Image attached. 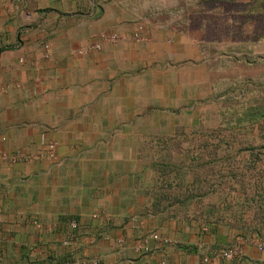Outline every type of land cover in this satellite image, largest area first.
Wrapping results in <instances>:
<instances>
[{
    "label": "crops",
    "instance_id": "obj_1",
    "mask_svg": "<svg viewBox=\"0 0 264 264\" xmlns=\"http://www.w3.org/2000/svg\"><path fill=\"white\" fill-rule=\"evenodd\" d=\"M180 3L0 0V264L80 257L101 264H264L256 242L242 243L234 259L213 258L232 246L220 225L168 218L148 205L142 145L212 116L218 55L264 45L232 28L235 13L216 21L225 22L224 33L213 14L188 15L190 3ZM108 34L117 39L80 52ZM51 141L53 160L1 158L4 151L40 153ZM142 240L148 250L140 249Z\"/></svg>",
    "mask_w": 264,
    "mask_h": 264
},
{
    "label": "rangeland",
    "instance_id": "obj_2",
    "mask_svg": "<svg viewBox=\"0 0 264 264\" xmlns=\"http://www.w3.org/2000/svg\"><path fill=\"white\" fill-rule=\"evenodd\" d=\"M242 2L243 0H239L235 5L229 3L223 7L219 5L193 7L195 0H188V3L192 5V7L190 6L192 8L191 14L188 15L213 14L216 17L214 27H219L225 33L228 29L225 22L216 23V21L221 17L239 13V8L241 9L243 5ZM260 22L255 19V22L251 23V27L248 29L252 33L257 32ZM232 28L234 29V26ZM223 40L225 42L226 38L224 37ZM252 50L256 53L258 51L262 53L264 45H260V47L257 45ZM233 73L234 76L232 77V73L229 74L228 79H225V85L219 87L220 91L229 89L230 93L221 96V100H216L214 114L206 118L201 125L189 128L179 127L172 134L155 136L148 139L140 148L139 161L146 163L148 168V173L145 176L148 180V205L152 211L163 213L168 218L195 222L202 226L210 225L204 215L216 211L219 203H222L223 208L227 206V203H230L232 197L239 193L242 196L245 193V195L252 196L257 192L255 188L257 185H254L252 181H237L233 173L223 169L229 164V161H205L203 166H200L197 161H181L183 153L185 154L194 148V145L198 143V139L195 138L200 137L203 132L220 127L221 129L225 128L227 135L230 133V128L236 124L237 119L251 111L264 109V64H236ZM228 123L230 127L226 128ZM243 133H245L241 135L243 140L249 137V140L255 144L263 143V135L257 126L254 130H246ZM254 136L259 138L255 139ZM169 158L175 161H165ZM243 163L247 164L248 162ZM188 166H192L194 169L187 171L185 168ZM167 183H172V186L169 187ZM164 195H168V199L162 200L157 206L154 202L155 197L157 199ZM188 195L192 199L186 200ZM255 198L258 197L255 195ZM231 202L234 206L237 205L235 202ZM219 225L220 229L227 233L226 235L233 237L230 244L232 246H240L244 242H256L264 245V237H257L256 235L243 237L232 226Z\"/></svg>",
    "mask_w": 264,
    "mask_h": 264
},
{
    "label": "trees",
    "instance_id": "obj_3",
    "mask_svg": "<svg viewBox=\"0 0 264 264\" xmlns=\"http://www.w3.org/2000/svg\"><path fill=\"white\" fill-rule=\"evenodd\" d=\"M187 1V0H186ZM200 1V0H198ZM225 5L230 1L234 4L237 0H223ZM228 1V2H226ZM185 0H181V5ZM196 2L195 4H197ZM230 3V4H231ZM244 10L234 14L235 23L234 29L236 32H242L247 29L250 33L249 41L253 44L259 40H264V0H243ZM235 5V4H234ZM192 5H187V9H192ZM197 5H193V7ZM199 6V5H198ZM261 21L258 25L257 32L250 31L251 23ZM218 66L216 78L213 82L214 97L217 101L221 100V96H226L230 93L229 89L220 91L219 87L224 86L225 79L232 73L234 76L235 65L243 64H264V52L256 53L252 49L248 52L233 53V54H220L215 62ZM227 72V76H226ZM228 79V78H227ZM230 123V122H229ZM226 125L230 127V124ZM232 125V124H231ZM260 128L262 133V144H255L246 137L243 140V131L254 130ZM224 129V130H223ZM264 109L251 111L245 116L236 120V124L230 128V133L225 134V128H215L208 132L200 134L198 143L194 145V148L188 150L182 155L181 161H197L200 166L205 165V161H229V164L223 169L227 172H231L234 175L235 180L245 181L250 180L256 184V193L252 196H248L241 193L231 198L230 203L222 208V203L218 204L216 211L210 212L208 215H204L206 221L211 225L226 224L235 228L243 237H264ZM242 138H241V137ZM255 139L259 137H253ZM243 152V153H242ZM165 161H175L171 158ZM247 161L245 164L243 162ZM199 165L197 164V167ZM185 169L191 171L194 168L188 166ZM222 169V168H221ZM220 170V168H219ZM221 171V170H220ZM240 172V173H238ZM168 186H172V183H167ZM252 184V183H250ZM255 195L258 197L255 198ZM168 195L160 196L156 199L157 206L160 205L162 200H167ZM176 198V197H175ZM227 198V197H226ZM192 199L191 196H187L186 200ZM226 201V199H225ZM237 204H231L232 202ZM226 205V204H225ZM222 210V211H221ZM254 210H256L254 212ZM220 212V213H219ZM234 246V245H233ZM232 247V246H230ZM228 248V247H227Z\"/></svg>",
    "mask_w": 264,
    "mask_h": 264
},
{
    "label": "built area",
    "instance_id": "obj_4",
    "mask_svg": "<svg viewBox=\"0 0 264 264\" xmlns=\"http://www.w3.org/2000/svg\"><path fill=\"white\" fill-rule=\"evenodd\" d=\"M143 28H144V25L140 23L137 27V31L135 32V37L139 40L144 38L141 34V31L143 30ZM116 39H117V36L115 34L104 35L101 38V41L97 40V41L90 42L80 52L81 53H91L94 51H99L102 49V41L104 40L114 41ZM43 49H44V53H43L44 59H49L52 54V46L50 42H45L43 45ZM56 147H57V142L51 141L46 145V148L44 149V151L40 153H29V152H24L21 150L12 151V152L4 151L1 153V158L3 159V161L9 164L29 162V161H38V160L42 161L44 159L53 160L56 158ZM70 228L72 230L78 229L79 228L78 221L75 219L71 220ZM152 237L165 244L173 243L169 239V237L159 235L156 232L152 233ZM119 242H121V240ZM139 245H140V249L148 250L147 246L145 245V240H142ZM257 246L260 251H264V245L260 243ZM240 254H241L240 246H232V247H228L225 249L214 251L212 254V257L217 258V259H234ZM209 259L210 257H205L204 262H208ZM67 264H101V261L98 258L80 257L78 259L69 261ZM159 264H166V263L163 261V262H160Z\"/></svg>",
    "mask_w": 264,
    "mask_h": 264
}]
</instances>
